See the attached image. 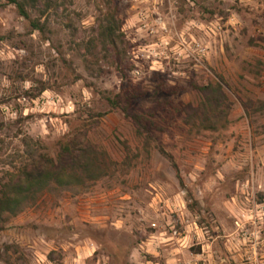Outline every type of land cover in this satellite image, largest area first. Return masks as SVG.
Listing matches in <instances>:
<instances>
[{
	"label": "rangeland",
	"instance_id": "374dc122",
	"mask_svg": "<svg viewBox=\"0 0 264 264\" xmlns=\"http://www.w3.org/2000/svg\"><path fill=\"white\" fill-rule=\"evenodd\" d=\"M25 10L0 0V182L66 136L85 134L99 167L12 217L0 264H264V207L251 217L264 202V0ZM106 13L118 56L88 45ZM126 97L151 125L125 115Z\"/></svg>",
	"mask_w": 264,
	"mask_h": 264
},
{
	"label": "trees",
	"instance_id": "16d2710c",
	"mask_svg": "<svg viewBox=\"0 0 264 264\" xmlns=\"http://www.w3.org/2000/svg\"><path fill=\"white\" fill-rule=\"evenodd\" d=\"M6 3L13 4L18 13L28 19V14L25 10V2L27 0H5ZM103 20L98 24L97 35L92 38L88 45H97L104 50H113L115 56H118L116 47V38L120 29L115 22L112 13L103 14ZM30 25L33 29L39 28V22L35 19L30 20ZM97 42L98 44H95ZM199 91L208 99V102H215L211 92L219 90L213 86H200ZM210 94V96L208 95ZM122 110L126 116H129L136 126L151 125L152 120L146 116L138 114H129L127 105L129 98L126 97ZM217 102V98H216ZM205 106V103H201ZM118 101H112L111 107H118ZM204 111V110H203ZM205 112V111H204ZM205 113H202L201 118H206ZM58 150L55 156L43 153L39 156L32 155L29 161H25L19 166L15 172L8 174V177L0 182V231L4 229L9 220L21 212L25 207L32 204L39 193H41L50 183L65 186L78 181L80 172H91L99 167V159L96 156L94 145L83 134L80 140L78 136L69 137L58 142ZM176 173L178 171L176 169ZM90 177V175H89ZM189 193V192H188Z\"/></svg>",
	"mask_w": 264,
	"mask_h": 264
},
{
	"label": "built area",
	"instance_id": "2783aa9c",
	"mask_svg": "<svg viewBox=\"0 0 264 264\" xmlns=\"http://www.w3.org/2000/svg\"><path fill=\"white\" fill-rule=\"evenodd\" d=\"M264 207V202H262V203H259V204H256V206H255V209H254V214H251L252 216V218H253V220H255V219H260L262 216L259 214V212L260 211H258V209H260V210H262V208ZM263 215H264V213H263ZM257 233L256 232H254V238H255V240L257 239ZM255 249V248H254Z\"/></svg>",
	"mask_w": 264,
	"mask_h": 264
}]
</instances>
